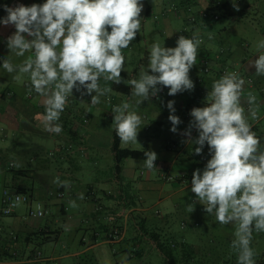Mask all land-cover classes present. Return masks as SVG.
I'll return each mask as SVG.
<instances>
[{
    "label": "crops",
    "instance_id": "1",
    "mask_svg": "<svg viewBox=\"0 0 264 264\" xmlns=\"http://www.w3.org/2000/svg\"><path fill=\"white\" fill-rule=\"evenodd\" d=\"M45 2L0 0V19L7 16L5 5L31 6ZM141 2V31L123 50L125 64L121 72L122 81L135 78L140 66H147L153 43L159 42L165 47H170L169 44L177 46L180 34L173 30V35L171 31V20L174 18L178 17L188 28L187 31L190 30L186 38L197 33L202 41L196 64L189 73L194 83L193 90L169 96V89L158 85L161 91L151 98L163 95L159 103L143 101L145 105H137L133 101L137 110L141 111L137 114L145 119L146 124H141L138 143L120 142V149L142 152L141 156L127 157L119 164L111 150L115 130L112 127V107L131 101V86L123 82L112 84L101 78V88L111 87L112 91L101 96L98 105L91 104V95L82 96L74 88L58 121L62 131L59 134L48 132L43 124L44 98L34 91L28 75L18 71L9 74L2 67L3 59L9 55L7 38L16 29L13 25L0 24V199L6 188H24L45 208V215L41 218L28 216L25 204L9 216H3L0 211V264H61V258L68 260L65 264H96L93 260L101 259L104 255L105 251L101 247L103 243L113 247V254L122 252L126 255V258L117 260L115 264L125 260L130 264H144L154 252H158L151 238L152 233L164 240L160 234L162 231L165 235L172 232L173 219L181 215L194 218L200 214L207 215L199 203L195 204L196 209L192 213L187 211V206L196 199L190 191L192 174L197 169L201 172L204 170L211 158L209 148L205 144L202 153L197 155L194 149L198 145L186 142L188 137L183 133L192 120L191 110L205 106L213 82L223 76L222 69L237 71L245 81L241 104L246 115L247 93L251 91L257 95L260 105L258 119L252 120L249 116V123L253 126L264 118V84L252 75L256 58L245 56L246 48L250 47L249 41L227 32V27L214 29L215 21L212 20H198L195 24L185 22L188 5L192 12L201 8L208 10L213 4L225 5L231 14L228 16L234 20L238 15L245 17L252 12L259 22L255 30L260 34L256 41L260 42L264 40V0H235L238 11L233 7V0ZM155 7L161 13L170 11L161 14L163 18L159 25L155 20L152 23L156 18ZM171 7H175L176 12H171ZM214 14L219 16V12ZM219 21L220 17L216 22ZM215 31L217 33L211 35ZM140 33L149 38L148 41L144 39L143 45L138 40ZM158 35L166 36L168 40L163 42L157 39ZM262 51L264 49L260 53ZM30 54L25 53L24 57L12 55V63L20 65ZM204 66L210 69L209 73L203 74ZM16 76L20 78L15 79ZM200 78L201 81H198ZM120 85L129 89L122 88L119 92L116 87ZM174 97L180 98L174 103V114L181 120L176 133L170 131L172 124L168 117L171 113L167 107L168 101H173ZM197 137L198 132L193 128L191 138L194 141ZM142 139V149L136 148ZM146 151L157 154L156 168L152 170L144 166ZM57 177L61 181H69L70 185L58 186L54 183ZM81 193L83 199L79 198ZM58 194L63 196L59 197ZM71 201H75L77 206L71 207ZM208 216L211 218L212 214ZM194 223L196 226L200 224ZM229 226L232 228L233 225ZM113 230H116L117 237L112 239L110 233ZM190 231L191 236L200 233L193 228ZM62 233L65 234V240L58 251L56 241ZM191 236L182 234L179 240L170 239V244L189 245L194 251L192 264L196 260L214 261L212 246L192 242L194 238ZM38 253L40 256H37ZM134 257L139 263H131Z\"/></svg>",
    "mask_w": 264,
    "mask_h": 264
},
{
    "label": "clouds",
    "instance_id": "2",
    "mask_svg": "<svg viewBox=\"0 0 264 264\" xmlns=\"http://www.w3.org/2000/svg\"><path fill=\"white\" fill-rule=\"evenodd\" d=\"M233 7L239 10L235 0ZM4 10L7 16L0 24L13 25L16 31L7 38L9 55L2 67L9 74L18 71L28 75L34 91L44 98L43 124L48 132L62 131L58 121L74 88L82 96L91 95L92 105H98L100 97L112 91L111 87L101 88V78L130 85L137 105L156 97L161 91L158 85L168 88L169 96L194 89L189 73L201 44L197 33L191 38L179 36L176 47L153 43L149 62L140 66L139 77L122 81L123 50L141 31V0H46L31 6L5 5ZM257 47L264 49V40ZM25 53L31 54L20 65L12 63V55L24 57ZM254 68L257 76H264V52L255 59ZM244 84L237 72H226L213 82L205 106L190 112L192 120L183 133L188 137L186 142L198 145L194 149L197 155L207 144L211 158L202 172L197 169L192 174L190 191L196 199L187 211L192 213L199 203L220 225H233L230 247L237 255V264H256L251 242L254 231L264 232V149L249 123V116L258 119V97L247 93L246 115L241 104ZM174 103L168 101L167 107L170 131L176 133L181 120L174 114ZM131 107L130 102L112 107V127L123 144L138 143L142 119ZM193 128L198 132L194 141ZM144 155V166L156 168L157 154L146 151ZM54 183L70 185L58 177ZM79 198H84L82 193ZM70 206L77 205L71 201Z\"/></svg>",
    "mask_w": 264,
    "mask_h": 264
},
{
    "label": "rangeland",
    "instance_id": "3",
    "mask_svg": "<svg viewBox=\"0 0 264 264\" xmlns=\"http://www.w3.org/2000/svg\"><path fill=\"white\" fill-rule=\"evenodd\" d=\"M174 9H175V7L174 8L171 7V12L175 11ZM154 11L156 14V18H154L152 20L153 22L152 21L151 22L154 24V20H155L156 21L155 23L158 22V25H159L161 23L162 18H163L161 15L163 13L159 12L158 8H156V7H155ZM219 16H220V21L214 22V24H213L214 29L218 30L222 27H227L228 28L227 32H229V33L231 32L237 36H241V37H244L245 39H247L250 43V47L246 48L247 52L245 51V54H246L245 56H246V58H256L257 59L256 56L258 53L260 54V50H262V49H258V47H257V45L260 42L256 41V39L259 38L258 36L260 34L257 30H255L259 24V22L255 19V15L252 12H250L245 17L238 15V17H236L235 20L231 19L227 15H223L221 12L219 13ZM171 21L173 24L171 27V31H172L173 35H174L173 30L174 31L177 30V33H178V35L180 34V36L181 35L186 36L187 33L190 32V30H189V32L187 31L188 28L185 27L184 23H182V21L178 17L172 19ZM230 25H234V26L230 27ZM216 33H217V31H215L213 33L211 32V35L212 34L215 35ZM206 34H209V33H206ZM191 36L192 35H190V37ZM222 36L225 37L224 34H222ZM144 39L147 41L149 40V38L147 36H143V34L140 33L138 35V40L142 45L144 43ZM157 39L162 40L163 42L168 40V38L166 36H163V35H158ZM169 46L172 47L171 44H169ZM262 52H264V51H262ZM149 74H151V73H149ZM252 75L255 79L260 80L264 84V76H257L255 74V71L252 73ZM138 77H139V74L135 78H138ZM249 81H251V80H249ZM128 86H130V85H128ZM163 97L164 96L161 95L159 98H153V99L150 98V100H147L145 102L159 103L160 100H163ZM136 99L137 98L132 97V99L130 101L132 107L130 110L136 111L137 113H140L141 111L137 110V106H135L133 103V101H135ZM179 99L180 98H178V97H174L173 101L176 102ZM141 105H145V103L143 102V103H141ZM143 124H146L145 119H142V125ZM257 128L264 129V118L262 120H260V122H257L252 126V129L255 133H256L255 129H257ZM261 138L263 139V140H261L262 149H264V134H263V136H261ZM138 142H139V140H138ZM133 144L135 145V143H133ZM142 145H144L143 139L141 140V143L136 148L142 149L141 148ZM141 152L142 151L138 150L139 155L141 154ZM124 159H126V158H124ZM20 205H22V204H19L17 206V208H20ZM195 209L196 208H194V211H195ZM208 215L209 214H207V215L206 214H200V216L196 215V217L198 216L197 218H194L191 215L190 216L181 215V216L172 220V225H171V231L172 232L165 235L163 233L164 231H162L160 236H163L162 239L167 240L170 243V239L179 240V236L182 234H185V235L188 234L189 236H191L190 230L192 228L196 229L200 233H195L193 236H191L192 238H194L192 242H200V243H203L205 245H211L212 246L211 250L213 253L212 255L214 256L213 257L214 261H197L196 260V262L194 264H237V255H236V253H234L232 251V249L230 247L231 241L234 239V235H233L234 226H232V228H230L229 225L222 226L216 221L214 214H212L211 218ZM195 221L200 223V224L197 226L194 225ZM214 222H217V223L215 224ZM64 240H65V234L62 233L58 237V241H56V244H57L56 247H57L58 251L61 250V246H62L61 244ZM164 240H162V241H164ZM101 247L103 248V250L105 252H104V255L101 257V259L93 260V261H96V264H115L117 260H119V259L122 260L123 258H126V255L122 252H119L117 255L113 254L112 253L113 247L111 245H109L108 243H103ZM251 247L257 253V255L255 256L256 264H264V232H261V233H256L255 231L253 232V239L251 242ZM135 259L136 258L134 257L131 260V263L138 262V261H135ZM60 261H61V264H65L66 261H68V260L65 258H61ZM118 264H130V263L128 260H125V261H119ZM144 264H168V263H167V260L163 256H161L160 254H158V252L156 251L152 254L149 261H144Z\"/></svg>",
    "mask_w": 264,
    "mask_h": 264
},
{
    "label": "trees",
    "instance_id": "4",
    "mask_svg": "<svg viewBox=\"0 0 264 264\" xmlns=\"http://www.w3.org/2000/svg\"><path fill=\"white\" fill-rule=\"evenodd\" d=\"M189 7H190L189 5L186 6L185 10H187ZM206 11L211 16L214 15L215 12H219V13L221 12L223 15H227V16L231 15L230 11L227 9L225 5L213 4L208 10L206 9ZM122 88H124L125 90L129 89L127 86L120 85L116 87V90L120 92ZM255 130L261 142V140H263L261 136H263L264 134L263 133L264 129L257 128ZM120 142L121 141L119 137L116 135V132L114 130L113 136H112L111 150L115 153V160L117 164H119L124 158L131 157V156H134V157L141 156V154L139 155L137 152L120 149ZM261 148H262V145H261ZM117 168L119 171V165H117ZM13 190H15L18 193L28 194L30 197H32L30 191L27 189L17 188ZM151 238L155 243L156 249L167 260L168 264H192L191 260L193 259L194 251L191 249L189 245L185 243H176V244L171 245L167 240L162 241L158 237V235H155L154 233L151 234Z\"/></svg>",
    "mask_w": 264,
    "mask_h": 264
},
{
    "label": "built area",
    "instance_id": "5",
    "mask_svg": "<svg viewBox=\"0 0 264 264\" xmlns=\"http://www.w3.org/2000/svg\"><path fill=\"white\" fill-rule=\"evenodd\" d=\"M188 13L185 18L186 24H195L198 22V20H212V21H217L219 19V16L214 14L210 15L205 8H201L197 10L196 12H192L191 8L187 9ZM170 11H165L163 12L162 15L168 14ZM202 41V39H200ZM235 70L229 71V69H222L221 70V75H224L226 72H233ZM210 72V69L207 66L203 67V74H207ZM237 72V71H235ZM198 81H201V78L198 79ZM205 160V158L203 159ZM59 197H62V194H58ZM19 204H25L27 206V215L30 217H35V218H41L45 215V208L43 204L37 200L34 199L33 197H30L28 194L25 193H18L15 190L11 189H4L2 191L1 199H0V211L3 216H9L11 215L17 206ZM110 237L116 238L117 237V232L116 230H113L110 233ZM37 256H40V253L37 254ZM53 264H58V263H53Z\"/></svg>",
    "mask_w": 264,
    "mask_h": 264
}]
</instances>
